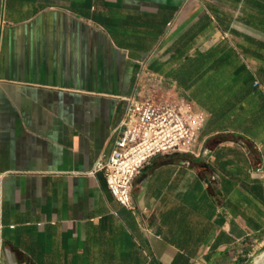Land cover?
<instances>
[{"label": "crops", "instance_id": "1", "mask_svg": "<svg viewBox=\"0 0 264 264\" xmlns=\"http://www.w3.org/2000/svg\"><path fill=\"white\" fill-rule=\"evenodd\" d=\"M207 115L134 209L102 171L142 66ZM264 0H0V264H250L264 252Z\"/></svg>", "mask_w": 264, "mask_h": 264}, {"label": "built area", "instance_id": "2", "mask_svg": "<svg viewBox=\"0 0 264 264\" xmlns=\"http://www.w3.org/2000/svg\"><path fill=\"white\" fill-rule=\"evenodd\" d=\"M264 93V84L255 83ZM118 129L119 138L108 160H98L89 175L102 171L110 193L133 210L132 191L140 171L157 155H197L196 144L207 115L177 88L142 66L135 94Z\"/></svg>", "mask_w": 264, "mask_h": 264}, {"label": "bare ground", "instance_id": "3", "mask_svg": "<svg viewBox=\"0 0 264 264\" xmlns=\"http://www.w3.org/2000/svg\"><path fill=\"white\" fill-rule=\"evenodd\" d=\"M253 264H264V255L261 254L256 257V259L253 261Z\"/></svg>", "mask_w": 264, "mask_h": 264}, {"label": "rangeland", "instance_id": "4", "mask_svg": "<svg viewBox=\"0 0 264 264\" xmlns=\"http://www.w3.org/2000/svg\"><path fill=\"white\" fill-rule=\"evenodd\" d=\"M263 253H264V252L259 253L258 255H256V256L252 259V261L250 262V264H253V261H254V260L256 259V257H258L259 255H261V254L264 255Z\"/></svg>", "mask_w": 264, "mask_h": 264}]
</instances>
